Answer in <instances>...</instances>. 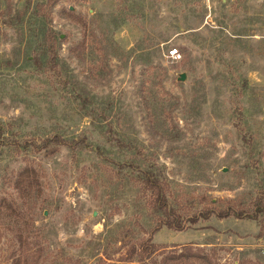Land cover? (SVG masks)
Segmentation results:
<instances>
[{
    "label": "rangeland",
    "instance_id": "obj_1",
    "mask_svg": "<svg viewBox=\"0 0 264 264\" xmlns=\"http://www.w3.org/2000/svg\"><path fill=\"white\" fill-rule=\"evenodd\" d=\"M37 12L0 0V202L23 216L0 219V264H136L148 239L180 264H264L262 213L152 234L129 165L181 218L264 202V0H58L60 75L35 63Z\"/></svg>",
    "mask_w": 264,
    "mask_h": 264
},
{
    "label": "trees",
    "instance_id": "obj_2",
    "mask_svg": "<svg viewBox=\"0 0 264 264\" xmlns=\"http://www.w3.org/2000/svg\"><path fill=\"white\" fill-rule=\"evenodd\" d=\"M38 12L36 16L39 18V24L41 25L40 36H39V46L41 47L40 56L35 57V63L37 68L40 70L45 69L46 71H51L52 74L60 75V70L58 67V53H57V41L58 37L54 30L51 28L48 10L53 7L58 0H35ZM42 10V12H40ZM44 71V70H43ZM1 134V127H0ZM1 136V135H0ZM56 141L58 145L65 144L59 136L55 135L51 138H46L41 144H29L24 142L19 144L20 147L27 149L29 146H34V148L39 151L45 149L49 143ZM18 144V143H17ZM136 171L138 170V178L141 183V190L149 195V204L153 207L154 211L158 214L156 226L152 230V234L159 230L162 226L172 228L181 231L185 228L186 221L191 223H196L200 218H208L211 214H215L219 218H226L234 216L240 219H256L260 213L264 214V202L261 198L255 199L252 205L249 207H230L222 211L215 210H201L195 213L189 218H181V215L176 213L169 205L167 201V187L165 179H162L161 173L155 171L152 167L146 169L139 167L137 165L129 164ZM23 218L21 212L14 211L13 205L5 203V201L0 202V219L3 222H13L17 224ZM158 251L150 239L144 241L130 253V257L127 261H133L136 264H180L181 260L184 258L188 259L184 253H181L177 258L161 257L157 259L154 254ZM184 255V256H183ZM135 257V259H134ZM193 258L200 259L199 255L193 256ZM27 259V258H22ZM21 259H19L20 261ZM24 260V262H25ZM250 264H253L249 262ZM15 264V262H14Z\"/></svg>",
    "mask_w": 264,
    "mask_h": 264
},
{
    "label": "built area",
    "instance_id": "obj_3",
    "mask_svg": "<svg viewBox=\"0 0 264 264\" xmlns=\"http://www.w3.org/2000/svg\"><path fill=\"white\" fill-rule=\"evenodd\" d=\"M166 56L168 58H170L172 61H179V59L181 58V54H180L179 50L176 47L169 48L167 50Z\"/></svg>",
    "mask_w": 264,
    "mask_h": 264
},
{
    "label": "water",
    "instance_id": "obj_4",
    "mask_svg": "<svg viewBox=\"0 0 264 264\" xmlns=\"http://www.w3.org/2000/svg\"><path fill=\"white\" fill-rule=\"evenodd\" d=\"M184 79V75L181 74V76L179 77V80H183Z\"/></svg>",
    "mask_w": 264,
    "mask_h": 264
}]
</instances>
